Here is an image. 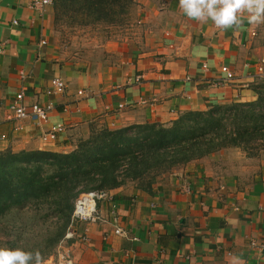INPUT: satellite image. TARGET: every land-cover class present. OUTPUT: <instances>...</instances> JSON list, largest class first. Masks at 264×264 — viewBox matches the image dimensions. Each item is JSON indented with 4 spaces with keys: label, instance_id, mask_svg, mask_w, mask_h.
Returning a JSON list of instances; mask_svg holds the SVG:
<instances>
[{
    "label": "crops",
    "instance_id": "0c3cea01",
    "mask_svg": "<svg viewBox=\"0 0 264 264\" xmlns=\"http://www.w3.org/2000/svg\"><path fill=\"white\" fill-rule=\"evenodd\" d=\"M33 1L0 0V151L68 153L91 132L256 101L264 22L249 24L247 12L221 29L188 18L179 0H134L125 34L91 50L93 58H70L53 39L49 6L40 11ZM222 66L234 79L215 85ZM55 79L64 93L46 94ZM20 92L26 105H51L46 121L11 116ZM54 124L65 132L43 143ZM107 193L97 205L102 221L79 223L62 245L72 264H264V155L225 148L151 179L146 190L126 181Z\"/></svg>",
    "mask_w": 264,
    "mask_h": 264
},
{
    "label": "trees",
    "instance_id": "16d2710c",
    "mask_svg": "<svg viewBox=\"0 0 264 264\" xmlns=\"http://www.w3.org/2000/svg\"><path fill=\"white\" fill-rule=\"evenodd\" d=\"M134 0H52L57 17L72 25H115L127 17ZM253 103L218 106L207 112H186L167 124L133 125L119 130L91 132L68 153L48 151H0V222L13 209L31 205L54 217L32 246L19 249L50 257L62 242L70 224L76 197L88 191H108L126 181L142 189L151 179L225 148L250 154L264 148V82L254 87ZM43 208V209H42ZM52 220V219H51ZM33 223V222H32ZM25 224V223H23ZM35 225V224H34ZM50 226L53 227L49 231ZM24 227H2L17 249ZM35 256L27 264H33Z\"/></svg>",
    "mask_w": 264,
    "mask_h": 264
},
{
    "label": "rangeland",
    "instance_id": "374dc122",
    "mask_svg": "<svg viewBox=\"0 0 264 264\" xmlns=\"http://www.w3.org/2000/svg\"><path fill=\"white\" fill-rule=\"evenodd\" d=\"M48 8L50 10L49 19L53 39L60 51L70 58H76L79 54L93 58L96 55L93 54L91 50L97 49V46L104 44L106 41L118 39L122 33H126L127 27L133 24L132 16L128 15L123 18L122 24L72 25L66 18L57 17L54 14L52 0ZM258 82H264V79L258 80ZM250 154L256 156L264 155V148H253L250 150ZM34 213H36V211L33 206L27 204L20 210L13 209L5 215L0 222V248L8 249L9 245L7 243L16 239L18 236L17 233L20 232L19 230H13L14 233H12L10 237L4 235L2 227L7 226V228L10 229L12 225H15L17 228L24 227V225L26 226L23 232H21L22 234H20L21 240L17 242L16 248L19 249L25 245H27V249L31 248L33 243L31 241L38 240L40 234L43 233L50 222L54 220V217L49 215V212L41 210L38 212L39 216H37V222L35 223L34 220L32 221V219H29ZM52 230L53 227L50 226L49 231ZM33 264H35V261Z\"/></svg>",
    "mask_w": 264,
    "mask_h": 264
},
{
    "label": "built area",
    "instance_id": "2783aa9c",
    "mask_svg": "<svg viewBox=\"0 0 264 264\" xmlns=\"http://www.w3.org/2000/svg\"><path fill=\"white\" fill-rule=\"evenodd\" d=\"M51 5V0H36L33 1L32 7L37 8L42 11L45 7ZM16 24L15 22H13ZM44 44V42H42ZM3 53V48L0 45V54ZM221 78H218L215 81V85H221L227 82H231L234 79L233 72L226 66L220 68ZM258 80L264 79V62L261 61L257 66ZM139 79L137 78L136 81ZM65 84L59 80L55 79L51 82V86L47 89L46 94H63L65 91ZM52 109L51 105L41 106L38 104L26 105L24 103V95L22 92L18 93L11 106L10 112L11 116L15 120H26L29 119L34 123H41L46 121L48 112ZM65 132V126L63 124H54L46 132L41 135V141L43 143H53L56 141L57 136ZM185 192H189V188H184ZM108 198L107 191L103 190H93L85 193L79 194L75 201L74 207L71 214L70 224L67 228L65 236L62 242L58 245V248L55 250L51 258L41 260V264H72L66 252L63 251L62 245L67 241L73 239L74 228L79 223L82 224H96L101 222L102 219L99 217L97 212V205L100 201L106 200ZM115 235H123V231L120 228L114 230ZM82 242L87 240V235L80 237ZM252 246H255V243H251ZM261 248V247H260ZM49 260V261H45Z\"/></svg>",
    "mask_w": 264,
    "mask_h": 264
},
{
    "label": "clouds",
    "instance_id": "9594fccd",
    "mask_svg": "<svg viewBox=\"0 0 264 264\" xmlns=\"http://www.w3.org/2000/svg\"><path fill=\"white\" fill-rule=\"evenodd\" d=\"M179 7L191 19L206 21L211 19L221 29L239 26L238 12L248 13L249 24L264 22V0H179ZM35 256V264H41V255L20 249L0 248V264H27ZM232 264H242L232 257Z\"/></svg>",
    "mask_w": 264,
    "mask_h": 264
}]
</instances>
